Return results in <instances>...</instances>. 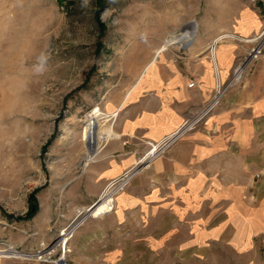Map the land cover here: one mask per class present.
<instances>
[{
    "label": "rangeland",
    "instance_id": "374dc122",
    "mask_svg": "<svg viewBox=\"0 0 264 264\" xmlns=\"http://www.w3.org/2000/svg\"><path fill=\"white\" fill-rule=\"evenodd\" d=\"M251 5L264 15V0H0V248L34 256L43 249L53 251L49 261L0 256V264H57L62 256L69 264L88 225L98 239L117 242V233L103 230L112 227L111 220H98L100 215L89 216L75 230L67 251L60 245L64 231L110 183L120 184L136 171L114 194L115 202L151 163L146 155L157 141L146 140L139 150L123 140L124 154L135 155V162L97 191L90 167L104 143L103 125L112 123L116 132L120 107L114 118L103 112L112 110L110 102L124 99L144 65L156 60V51H183L200 22ZM249 49L236 59L230 79ZM255 61L222 93L216 108L252 72ZM226 84L217 81L214 99ZM34 199L38 209L27 217ZM208 256L204 263L189 264H230L234 252L219 247ZM262 256L264 264V245Z\"/></svg>",
    "mask_w": 264,
    "mask_h": 264
},
{
    "label": "crops",
    "instance_id": "0c3cea01",
    "mask_svg": "<svg viewBox=\"0 0 264 264\" xmlns=\"http://www.w3.org/2000/svg\"><path fill=\"white\" fill-rule=\"evenodd\" d=\"M263 25L264 15L252 5L200 22L183 51L155 49L156 60L144 65L124 99L109 103L106 116L120 110L116 132L112 123L103 125L104 143L90 167L97 191L135 162L124 154L123 140L140 150L187 117L202 122L152 159L118 193L114 210L98 217L111 220L103 230L117 233V242L98 239L88 225L69 264L204 263L219 247L234 252L230 264L263 263L264 55L219 107L212 104L217 81H229L236 59L251 46L244 38Z\"/></svg>",
    "mask_w": 264,
    "mask_h": 264
},
{
    "label": "built area",
    "instance_id": "2783aa9c",
    "mask_svg": "<svg viewBox=\"0 0 264 264\" xmlns=\"http://www.w3.org/2000/svg\"><path fill=\"white\" fill-rule=\"evenodd\" d=\"M254 38H256V42H253L254 43V45L249 49V52H248V54H246V56L244 57V60H241L239 63H238V65L235 67V69H234V74H233V76H232V78L227 82V84L224 86V88H223V90L220 92V90H219V94L215 97V99L213 100V105H215V104H217L218 102H219V99H220V97H221V95H222V93L224 92V91H226L229 87H231V86H233V83L235 82V81H240L241 79H242V77H243V73H244V70H245V68L247 67V65L249 64V63H251L252 61V59L253 58H255V59H257V57L259 56V55H261L263 52H264V26H263V28L261 29V31H260V33L257 35V36H255V37H253V38H244V40H249V39H254ZM239 69H241V75L242 76H240V78L239 79H236V76H237V71L239 70ZM218 82L220 83V81L218 80ZM195 84V82L194 81H192L191 83H190V86H193ZM218 86H219V88H221V84H218ZM217 97H219V98H217ZM217 98V99H216ZM194 120V119H193ZM199 121V118L197 119V118H195V120L192 122V124L190 125V126H188V127H185V126H187L188 124H189V122H191V121H189V120H187V121H185L183 124H182V126H180L176 131H174L173 132V135L174 134H177L182 128H184L185 127V129H183V131L181 132V133H179L176 137H175V139H173L170 143H168L167 144V146H165V147H163L162 149H164V150H162L161 152H159L155 157L153 156V158H150V159H148V160H152V159H154V158H156L157 156H159L161 153H163L167 148H169L173 143H175L185 132H187L189 129H191L194 125H195V123L196 122H198ZM169 137V136H168ZM167 136L164 138V140L163 141H158V142H156V144L157 145H159L160 143L163 145V144H165L166 142H167V138H168ZM166 145V144H165ZM153 146H154V144H153ZM152 146V148H151V150H150V152L153 150V147ZM149 152V153H150ZM148 153V154H149ZM147 154V155H148ZM146 155V156H147ZM136 172V171H135ZM135 172H132L131 174H127L125 177H123L122 179H124V181L126 180V181H128L130 178H131V176L132 175H134L135 174ZM112 183H118V181H115V182H112ZM112 183H110V184H112ZM125 185V184H124ZM123 185V186H124ZM109 186V185H108ZM123 188V187H122ZM103 194V193H102ZM102 194L92 203V205H90L89 206V208L88 209H90L91 207H93L96 203H98V201H100L101 200V198H102ZM114 206H115V202L114 203H111L110 205H109V207H108V210L106 211V212H104L103 214H101V215H104V214H106V213H108V212H110L111 210H113L114 209ZM12 248V247H11ZM15 250H17V249H15ZM17 251H19V250H17ZM52 253H53V251H52V249H43V250H41V251H39V253H37L35 256L34 255H30L29 253H24L26 256H28L27 258H25V259H31L32 258V256H34L36 259H38V260H41V261H49V258L51 257V255H52Z\"/></svg>",
    "mask_w": 264,
    "mask_h": 264
},
{
    "label": "bare ground",
    "instance_id": "6f19581e",
    "mask_svg": "<svg viewBox=\"0 0 264 264\" xmlns=\"http://www.w3.org/2000/svg\"><path fill=\"white\" fill-rule=\"evenodd\" d=\"M250 43L256 42V38L254 39H249L247 40ZM257 59L253 58L251 61H255ZM251 62V63H252ZM241 75V69H239L237 71V76L236 79H239ZM219 98V97H217ZM216 98V99H217ZM198 119V118H197ZM195 120V119H194ZM192 120L191 122H189V124L185 127H188L192 124V122L194 121ZM182 128L177 134L173 135L172 133H169L168 135H166L168 138L166 139L167 142L165 144H155L153 147V150L147 155V159L153 158V156L155 157L159 152H161L163 147L167 146L168 143H170L173 139H175V137L181 133L183 131ZM164 136L160 141H163L164 138L166 137ZM159 141V142H160ZM127 181L125 180L124 182L115 185L114 183L110 184L106 191L102 194V198L100 201H98V203H96L93 207H91L90 209L87 210V212L84 214V216L68 231H64L61 240H60V245H63L65 247V251H67V243L69 242V240L72 238V236L74 235L75 230L81 226L83 223H85L84 221L89 217H98L101 214H103L104 212H106L108 210V207L111 203H114V194L120 190L123 185L126 183ZM0 256H8V257H22V258H27L28 256H26L24 253L15 250L14 248H0ZM57 264H66L65 258L62 256L59 258V260L57 261Z\"/></svg>",
    "mask_w": 264,
    "mask_h": 264
},
{
    "label": "trees",
    "instance_id": "16d2710c",
    "mask_svg": "<svg viewBox=\"0 0 264 264\" xmlns=\"http://www.w3.org/2000/svg\"><path fill=\"white\" fill-rule=\"evenodd\" d=\"M38 209V202L36 199H34L30 205V208L28 210V214L27 217H31L34 215V213L37 211Z\"/></svg>",
    "mask_w": 264,
    "mask_h": 264
}]
</instances>
